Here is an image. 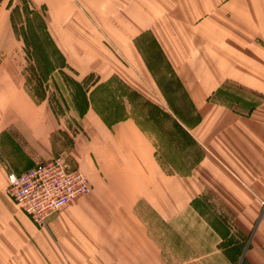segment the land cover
Returning <instances> with one entry per match:
<instances>
[{
	"label": "crops",
	"instance_id": "obj_1",
	"mask_svg": "<svg viewBox=\"0 0 264 264\" xmlns=\"http://www.w3.org/2000/svg\"><path fill=\"white\" fill-rule=\"evenodd\" d=\"M60 155L39 228L7 175ZM191 262L264 264V0H0V264Z\"/></svg>",
	"mask_w": 264,
	"mask_h": 264
},
{
	"label": "built area",
	"instance_id": "obj_2",
	"mask_svg": "<svg viewBox=\"0 0 264 264\" xmlns=\"http://www.w3.org/2000/svg\"><path fill=\"white\" fill-rule=\"evenodd\" d=\"M6 194L32 223L45 227L47 219L90 191L85 174L72 168L66 155L36 164L22 172L9 171Z\"/></svg>",
	"mask_w": 264,
	"mask_h": 264
},
{
	"label": "rangeland",
	"instance_id": "obj_3",
	"mask_svg": "<svg viewBox=\"0 0 264 264\" xmlns=\"http://www.w3.org/2000/svg\"><path fill=\"white\" fill-rule=\"evenodd\" d=\"M18 28H19V30H18L19 33H22V30L20 29V27H18ZM16 54H17L16 55L17 56V59L19 60L20 69L24 73L25 77L30 82V89L36 94L37 99L44 98L47 94L44 92L43 84H41V80H40V77H39V74H38V70L33 69V64H32L33 54H31V53L29 54V51L23 45H21L20 47H17ZM54 81L55 80L53 78L52 80H49L48 82H46V85L49 86V87L51 86V88H52V86L55 83ZM38 84H39V86H38ZM37 87H40V88H37ZM37 94H40V95L37 96ZM52 96L53 95H51V94L47 95V100H49V102L51 103V105L54 106L55 105V101H54L55 99L52 98ZM224 102H226V101L224 100ZM228 104H230L231 106H233V101L228 102ZM233 107L234 108H237L236 105H234ZM89 194H90V191H88L85 194L81 195L80 198H85ZM63 210L64 209L58 211L57 213H60ZM57 213H54V214H57ZM31 223H32V221H31ZM180 261L182 262V260H180ZM191 263H195L196 264V262H191ZM191 263H189V264H191Z\"/></svg>",
	"mask_w": 264,
	"mask_h": 264
},
{
	"label": "trees",
	"instance_id": "obj_4",
	"mask_svg": "<svg viewBox=\"0 0 264 264\" xmlns=\"http://www.w3.org/2000/svg\"><path fill=\"white\" fill-rule=\"evenodd\" d=\"M89 183V182H88ZM89 186H90V184H89Z\"/></svg>",
	"mask_w": 264,
	"mask_h": 264
}]
</instances>
